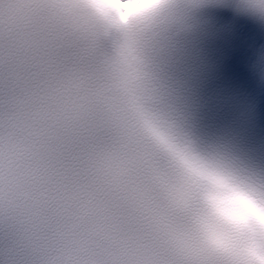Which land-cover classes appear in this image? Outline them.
<instances>
[{
  "label": "snow or ice",
  "instance_id": "obj_1",
  "mask_svg": "<svg viewBox=\"0 0 264 264\" xmlns=\"http://www.w3.org/2000/svg\"><path fill=\"white\" fill-rule=\"evenodd\" d=\"M264 0H158L133 23L90 0H0V264H226L197 167L240 168L188 128L195 13Z\"/></svg>",
  "mask_w": 264,
  "mask_h": 264
},
{
  "label": "clouds",
  "instance_id": "obj_2",
  "mask_svg": "<svg viewBox=\"0 0 264 264\" xmlns=\"http://www.w3.org/2000/svg\"><path fill=\"white\" fill-rule=\"evenodd\" d=\"M157 2L90 0L97 11L121 23H133L138 15ZM256 18L264 22V17ZM238 167L246 166L238 164ZM196 173L208 245L226 264H264V191L232 170L197 167Z\"/></svg>",
  "mask_w": 264,
  "mask_h": 264
}]
</instances>
